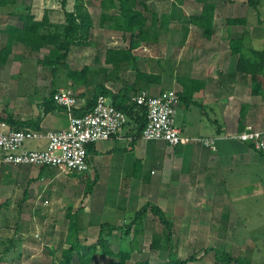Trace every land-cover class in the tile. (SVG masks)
<instances>
[{
	"label": "crops",
	"instance_id": "1",
	"mask_svg": "<svg viewBox=\"0 0 264 264\" xmlns=\"http://www.w3.org/2000/svg\"><path fill=\"white\" fill-rule=\"evenodd\" d=\"M196 1L166 0L167 15H171L167 19L170 20V24L174 23V19L184 18L187 15L188 25L196 29L190 33L189 42L202 38L208 41L206 49L199 58L187 56L185 64L180 69L181 73L177 76L173 75L170 83L162 79L161 71L155 72L156 69L151 71L147 65L137 68L136 60L130 69L133 78L126 77V69L117 70L119 67H113L111 64L108 66L112 71L105 67L104 77L97 78L114 94L123 91L126 87L132 90L138 89L137 92L146 90L150 95H157L165 90L175 91L179 96V104L174 125L179 129L184 142L175 148L162 141L145 142L140 138L135 139L132 131L126 127L116 138L88 145L89 171L81 175L75 174L71 176L72 179L76 181L80 178L84 180L85 185L91 182L94 187L112 188L114 189L112 193H119L124 197L118 203V211L111 212L106 210L103 199L94 201L93 192H89L84 199L76 195L72 196L71 202L76 201L81 204L78 207L72 204L67 206L62 217L66 218L70 207L72 213L78 211V239L82 246L87 244H82L81 235L90 232L98 235L99 226L104 223L116 227L127 226L134 219L133 210L138 211L146 203L158 207L163 214L167 212L172 219H179L181 225H178L182 226L179 227L181 229L194 226L192 220L196 217L210 219L225 216L231 220L235 219L237 215L232 202L245 199L260 189L256 187V192L254 191L256 186L254 182L262 180L256 174V156L258 157L260 153L248 144L230 137L246 127L264 129V47L257 48L264 45V16L259 13V10H263V6L260 0L251 2L231 0L234 10L230 9L232 10L230 11L228 7L226 10L230 13L234 12L233 19L239 22L225 25L222 32L219 31L208 39L204 36L203 30L195 26L190 18L198 16L199 14H196L201 13L205 4L214 2V25L217 11L222 9L215 4L216 0H204L200 6L198 5L199 7H193V2ZM1 9L3 8H0V11ZM107 15L112 14L107 13ZM154 15L156 17L157 13L154 12ZM167 15L160 16L165 19ZM149 16L151 17V14ZM13 19L16 18L10 17L6 22L0 20V49L7 39L4 31L6 26L18 25V21ZM118 35L125 44L113 50L126 49L128 36L120 32ZM146 37L148 39L147 34ZM231 40L240 41V48L235 53L229 48ZM142 43L134 50L141 47ZM188 44L187 50L191 47L190 43ZM16 46L20 45H14L12 53ZM181 51L184 58L183 49ZM134 53L133 51L132 55L135 58ZM5 70L7 69L0 68V87L1 84L4 86V83L9 86L5 88V94L0 100V116L10 114L13 120L23 123V128L37 129L42 133L67 128V113L49 99L53 91L59 90L56 89V83L52 84L51 81L48 84L38 85L36 81L33 94L28 96L26 93H19L21 87L12 83L14 80L11 75L12 68L8 69L7 75ZM141 73L147 76L160 75V80L143 79ZM136 74H140L139 77H136ZM82 91L83 87L79 86L77 94ZM176 120L177 124H175ZM3 125L11 129L5 123H0V129ZM204 139L214 141V149L206 147L202 143ZM45 145V140L41 139L25 143L24 148L42 150ZM0 163L6 166L4 169L0 167V188L11 186L14 189L18 180L11 171V165L2 161ZM26 168L30 167L26 166ZM37 177L35 180L39 181L44 176L39 179ZM31 182L27 180V185L24 187L26 197V188ZM65 182L68 184V190L75 186L71 179ZM62 191H65V188L58 190V194ZM22 199L26 198L22 197ZM8 201L9 198H6L4 203ZM146 217L155 224L156 228L160 225L153 222V218L156 217L152 214L147 213ZM205 219L202 222L196 221L195 226L203 228L202 232L210 233L211 224ZM135 224L139 226L142 222ZM175 225L178 226L176 223ZM229 225L232 226V222ZM133 228L132 226L130 233L133 232ZM115 233L119 231L116 230ZM142 234H144L143 230ZM130 244L133 243L130 241ZM137 244L138 249L141 241ZM118 248L120 246L116 249Z\"/></svg>",
	"mask_w": 264,
	"mask_h": 264
},
{
	"label": "rangeland",
	"instance_id": "2",
	"mask_svg": "<svg viewBox=\"0 0 264 264\" xmlns=\"http://www.w3.org/2000/svg\"><path fill=\"white\" fill-rule=\"evenodd\" d=\"M82 1L83 7L92 18L93 27L90 33L91 37L85 40L82 46L71 48L66 60L67 68L80 70L86 66L90 68L91 72L96 73L107 67L109 71H112V68L108 66L110 64L105 63L104 54L106 50L122 47L125 43L122 42L118 35L120 31L115 30L111 23H107L104 27H99L98 22L102 13L117 14L119 8L115 4L112 11L109 3L103 0ZM260 1L263 10H259V13L264 16V0ZM203 2L204 0H197L193 2V7H199ZM103 3L108 9L102 8ZM145 3L147 10L144 11L146 20L143 31H146L148 39L145 44L142 43L141 47L132 50V52H135L136 66L138 68L147 65L151 71L155 69V72L161 71L163 75L162 79L170 83L173 75L177 76L181 73L180 69L185 64L187 56L195 57L196 59L199 58L203 54V50L206 49L205 47L208 41L202 38L201 40L203 41L192 40L189 42V38L191 37L190 33H193L196 29L188 25L187 17L189 16L187 15L184 18L179 17L174 19V23L170 24V20L167 19L171 15H167L166 6L168 3L166 0H145ZM211 3L214 4V2ZM215 4L222 10L217 11V20L213 25L215 17L214 6L210 36L219 31L222 32L225 29L224 26L228 24L227 19H233L235 17V15L233 16L234 12H229L230 9L234 10V6L231 5V0H216ZM73 7V0H66L64 8L61 7V0H17L15 5H8L1 9L0 20L6 22L7 20L9 21L10 17L17 19V15L19 14H31L35 19L39 20L45 14L48 18V25L45 27L48 29L46 30L61 32L65 25L64 12H71ZM227 7L229 10H226ZM12 12H15V16L10 15ZM154 12L157 15L153 19L149 15ZM194 13H196L195 10ZM162 14H166L167 17L163 19L160 16ZM198 14L200 13L196 15ZM16 19L13 20L17 21ZM260 40L262 41V39ZM188 43L192 47L189 50L186 49L187 45H189ZM128 45L129 40L126 41V50ZM263 47L264 45L257 46L258 49H262ZM182 49L184 58H182ZM13 51L8 57L6 65L4 67L2 66V68L7 69L5 70L6 75L8 69L12 68L11 75L16 80V82L13 80L12 83L21 87L22 90L20 89L19 91L18 89L19 93L23 92L30 96L34 92L33 88L36 81L38 85L48 84L52 81V84L56 83V89H63L74 96L77 95L79 85H73L67 79V69L64 66L58 69L55 77H50L48 69L38 64L36 58L32 57L22 46H16ZM46 55L47 50L42 49L38 57L43 58ZM118 67L119 69L117 70L121 68L126 69L127 78L128 76L133 78V72L130 70L132 68L131 63L129 65L127 63L119 64ZM94 73L93 78L95 79L96 74L94 75ZM7 86L9 84L6 85L4 83V86L1 84L0 100L3 94H5L4 90ZM142 91L147 92L146 90ZM175 124H177V120ZM256 158L257 161H252H256V174L262 180L257 181L258 184L254 182V185H256L254 186V191L256 187L260 189L257 190V193L245 199L232 202L234 212L237 215L235 219H222V217L205 219L204 217H196V219H191L194 226L191 225L187 228L180 229L179 227L182 226L178 222L179 219H172L167 212H164V215H166L165 218L170 224L169 230L166 229V231L171 233L172 252L178 259L193 256L194 261L187 264H215L213 250L216 249L225 251L234 257L241 254L245 256L249 253L251 264H264V159L260 155L258 157L256 156ZM0 167L4 169L6 166L1 164ZM10 168L18 182H16L14 189L11 186H2L0 188V264H61V249L68 247L59 246V241L63 239L67 231V219L62 217V215H64L67 206L71 204L76 205V207L78 205L80 206L81 203L76 201L71 202L72 196L76 195L84 199L87 195L84 193V180L79 178L75 181L71 177L74 174L53 168L48 169L43 179L37 181L35 179L39 173V167L26 168V166H11ZM68 179H71L73 181L72 183H75L73 189L68 190V184L65 182ZM27 180H31L32 182L26 188V199H22ZM62 188H65V191L58 194V190L60 191ZM112 190L114 189L101 186L90 187V193L93 192L94 201L96 199H103V204H106V210L111 212L118 211V203L124 197L122 194L112 193ZM231 197L236 198V196ZM6 198H9V201L4 203ZM196 204L198 205V203ZM199 204L201 205V202ZM133 213H136V209L133 210ZM147 213L151 215L150 210ZM2 219L4 220L2 221ZM204 219L211 224L210 233L202 232L203 228H196L195 226L196 221L202 222ZM153 222L159 223L157 218H153ZM231 222L232 226L229 225ZM6 223H8L7 227L5 226ZM175 223L180 225L176 226ZM176 227L179 228V231ZM141 229L144 231V234L136 237V240L139 239L138 241H141V245L132 252V258L127 264H135L137 261L142 260H148L152 264L164 263L169 253V246L165 243V240H161L159 251H151L150 244L152 237L154 235H162L165 228L161 224L156 228L155 224L151 220H148L145 215L142 220ZM116 235L118 236L119 233ZM96 236V234H92L91 232L89 234L85 233L80 236V241H83L82 244L90 245L97 240ZM9 240L14 241V246L11 247L9 252L3 253L2 250L10 246ZM132 240V232L128 236L121 234L120 237L116 238L115 244L111 246V249L116 251V248L120 246L123 250H127L130 248L129 244ZM157 255L160 256L157 257ZM95 262L96 264H108V259L98 254Z\"/></svg>",
	"mask_w": 264,
	"mask_h": 264
},
{
	"label": "trees",
	"instance_id": "3",
	"mask_svg": "<svg viewBox=\"0 0 264 264\" xmlns=\"http://www.w3.org/2000/svg\"><path fill=\"white\" fill-rule=\"evenodd\" d=\"M33 1V0H31ZM65 1L61 0V7H65ZM109 3L111 8H114L116 4L119 8L117 14L107 15L102 13L99 18V26L103 27L107 23H111L115 30H118L129 36V45L127 50H106L105 63L111 64L113 67H118L119 64L131 63L135 64V58L132 55V50L138 47L142 42L147 40L146 31H143L146 16L144 11L147 10L145 0H103ZM252 0H248L251 2ZM17 0H0V8H4L8 5H15ZM73 10L71 12L65 11V25L61 32L47 31L45 28L48 25L47 15H43L41 19L37 20L31 14H19L17 15L18 25L6 26L5 32L7 39L5 45L0 49V67L5 66L8 57L12 54V47L14 45H20L30 53L32 57H35L38 64L48 69L49 76L55 77L58 69L64 66L67 69V79L72 82L73 85H79L83 87V91L78 93L75 97L83 103L74 110V115L81 116L89 113L94 107L95 100L98 96H104L109 99L111 105L123 112L126 116V122L122 130L126 127L133 133L132 136L135 139L140 138L141 133L147 122V113L144 106H138L134 102H131L130 94L137 93L138 89H131L126 87L123 91L116 94L108 91L103 83L98 81L96 77L99 75L103 78L105 74V68L94 73L91 72L89 67H83L80 70L68 69L67 57L72 47L82 46L85 40L91 37V29L93 27L92 18L89 13L83 7L82 0H73ZM102 8H106L104 5ZM214 5L205 4L201 13L198 16L190 18V21L203 30V34L208 38L211 34V22L213 16ZM154 19V13H150ZM11 16H15V12L10 13ZM239 20H228V24H237ZM241 22V21H240ZM232 52L240 48V41L231 40L229 42ZM46 49L47 55L43 58L38 57L40 50ZM96 74V81L93 78ZM100 73V74H99ZM142 74V73H141ZM140 74H136L139 77ZM99 76V77H100ZM141 78L146 80H152L156 78L160 80L158 75H140ZM53 91L50 94V101H52ZM54 104V103H53ZM0 123H5L11 127V129H23V123L13 120L10 114L0 116ZM37 130V129H36ZM250 146V145H249ZM88 151V146H87ZM260 156L264 159V156L260 153ZM48 167H39V173L37 179L43 177L46 174ZM29 170V169H26ZM27 174V173H26ZM75 175V174H74ZM93 186L91 182L87 183L84 187V193L89 194L90 187ZM26 198V193L23 195ZM150 210L151 214L155 216L158 222L165 228L162 235H154L151 240L150 250L159 251L161 240H165L167 243L169 253L167 254L166 261L164 263L157 264H187L194 261V257L190 256L185 259H178L172 252V240L171 233L169 231V223L165 218L163 212L156 206L146 203L134 214V219L129 225L122 227H116L108 223L100 224L97 240L90 245L82 246L79 242L78 232V211L71 212V207L68 208L66 213V219L68 221L67 231L59 246L67 244L68 248L61 250V264H96L97 255L107 257L108 264H127L131 259V254L137 249L138 239L136 237L142 234L141 225L137 226L136 222H142L146 215V212ZM19 219V218H16ZM222 219H227L223 216ZM1 220V218H0ZM4 219H2L3 221ZM223 221V220H222ZM6 223V227H7ZM133 228V244H130V248L123 250L118 248L116 251L111 249V245L115 243L116 238L121 234L128 236L130 234L131 227ZM16 229V228H15ZM119 231L117 236L115 231ZM10 246L3 249V253L9 252L11 247L14 246L13 240L8 241ZM164 247V245H163ZM167 247V246H166ZM215 255V264H251L250 254L243 256L242 254L234 257L225 251L213 250ZM153 253V252H152ZM155 253V252H154ZM160 255H157L159 257ZM75 260V263H74ZM135 264H152L148 260L137 261Z\"/></svg>",
	"mask_w": 264,
	"mask_h": 264
},
{
	"label": "built area",
	"instance_id": "4",
	"mask_svg": "<svg viewBox=\"0 0 264 264\" xmlns=\"http://www.w3.org/2000/svg\"><path fill=\"white\" fill-rule=\"evenodd\" d=\"M130 100L146 108L147 122L140 136L142 141H162L172 148L184 142L174 125L179 104V96L175 91L165 90L157 95L139 91ZM52 101L67 113V128L42 133L29 128L9 129L3 125L0 129L1 161L11 166L48 167L79 175L87 173V146L116 138L125 125L126 116L101 95L96 98L92 110L81 116L74 115V110L83 101L76 99L70 92L59 89L52 95ZM230 138L250 145L264 156V129L246 127ZM41 139L46 142L44 149L24 148L25 143ZM202 143L214 149V141L204 139Z\"/></svg>",
	"mask_w": 264,
	"mask_h": 264
}]
</instances>
